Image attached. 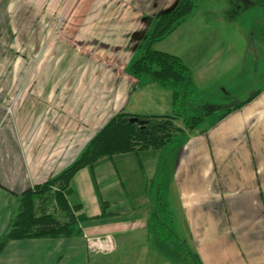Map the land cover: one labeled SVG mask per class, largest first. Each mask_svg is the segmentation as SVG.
Listing matches in <instances>:
<instances>
[{
  "label": "crops",
  "instance_id": "obj_1",
  "mask_svg": "<svg viewBox=\"0 0 264 264\" xmlns=\"http://www.w3.org/2000/svg\"><path fill=\"white\" fill-rule=\"evenodd\" d=\"M179 1L0 0V241L19 197L72 166L114 115L171 113L173 92L152 82L134 89L128 70L157 18ZM197 16L153 49L180 58L194 86L210 82L214 72L235 70L221 88L246 85L248 91L212 105L223 113L175 148L106 157L79 170L69 202L81 206L82 235L9 241L0 264H119L107 257L121 247L128 263L146 264L154 244L163 264H180L179 243L153 233L163 202L186 264H264V30L259 38L251 30L259 16L247 28L229 15ZM60 17L52 35L63 45L57 59L48 44L36 66L51 22ZM43 20L48 27H40ZM67 35L78 44L70 51ZM25 49L31 60L20 77L19 60L7 63L3 54ZM157 175L158 200L150 193ZM85 196L93 198L91 207ZM104 236L112 252H91L89 239Z\"/></svg>",
  "mask_w": 264,
  "mask_h": 264
},
{
  "label": "trees",
  "instance_id": "obj_2",
  "mask_svg": "<svg viewBox=\"0 0 264 264\" xmlns=\"http://www.w3.org/2000/svg\"><path fill=\"white\" fill-rule=\"evenodd\" d=\"M198 0H180L177 7L160 15L147 34L142 55L131 66L137 76H147L152 83L173 92L175 111L181 114L186 104L197 99V90L191 81L189 68L183 61L168 53L153 49V45L166 39L197 11ZM146 122V127L129 122L128 115H116L85 148L78 160L61 174L48 182L24 192L19 198L17 215L9 230L0 241V251L12 240L27 238H70L81 236V219L76 216L80 205L69 202L71 182L75 174L86 167H93L106 157L137 152L144 149H163L173 129L171 118L163 116L137 117ZM163 118H166L163 120ZM158 119H162L160 122ZM173 119H178L176 116ZM201 117L187 120L189 128L195 129ZM160 198V191L157 190ZM42 205V208L40 209ZM47 205L46 207H44ZM153 233L160 240L182 243L172 226L166 203H161L154 214Z\"/></svg>",
  "mask_w": 264,
  "mask_h": 264
},
{
  "label": "rangeland",
  "instance_id": "obj_3",
  "mask_svg": "<svg viewBox=\"0 0 264 264\" xmlns=\"http://www.w3.org/2000/svg\"><path fill=\"white\" fill-rule=\"evenodd\" d=\"M68 7H70V6H68ZM207 13H213V15H218V16H222V15L232 16L234 21L237 20V24H234V25L238 26L239 28H241V26L244 28L249 27L248 24L251 22V20L253 18H255V16H259L260 17L259 22H253V24H252L253 26L251 27V30H252V32L256 38H259L258 37L259 32L264 30V0H198V6H197L196 14L199 16H197V19L199 20L200 16L207 15ZM40 22H41L40 27H43V26L48 27V26L44 25V23H47V20H43ZM40 22H38L37 24L39 25ZM62 23H63L62 17L57 18L56 20H53L51 22V28H52L51 33L52 34L47 39L45 45L42 46V50L37 54L36 60H35L36 66L43 63L41 57H42L43 53L45 52L48 44L52 45V51H53L52 52V55H53L52 61L57 59V57L55 58L54 54H56L57 51L60 49V46H63V45L60 42L61 41L60 36L57 38L56 37L54 38L52 35H54L55 32L59 33L58 30H59ZM70 23H72V22H68V24H70ZM38 25H37V28H38ZM70 28L71 27H68V29H70ZM1 39L4 40V38H1ZM248 40L250 41V39H248ZM248 40L245 39L244 41L246 42ZM50 41H51V43H50ZM66 41L68 42L67 47H69V49H68L69 51H70V47H73V46L76 47V45H78L77 43L75 44L76 39L73 36L67 35ZM5 54L7 56L5 62L10 63V62H12L13 58L16 60L18 59L19 64H21L23 67L25 65H28L27 63H29L31 60L30 57L28 56V52L26 49L24 52H20L17 54L4 53L3 55H5ZM141 55H142V53H140L139 55H137L136 58H134L133 62L131 63V65L129 67V70H128L130 76L135 79V85L133 87L134 89L138 88L141 85H145L148 82H150V80L147 76H137L131 70L132 64L134 62H136L140 58ZM40 59H41V62H40ZM53 66H55V64ZM25 67L21 68L20 77L23 76L24 74L26 76L27 69ZM55 68H56V66H55ZM32 71H33V68L31 69V72ZM224 71L225 70H221V72L220 71L214 72L213 79H211L210 82L208 80V81H206L207 83L201 84L202 86H195L196 90H197V94H198L197 99H193L192 101L187 103L186 107L184 108V112H182L181 114H179L178 112L175 111V106L173 105V110L168 115H135V114L126 113L124 111H121V112L117 113L116 115L126 114V115H128V119H131L133 117H150V116H163V117L171 118L170 121H173L174 127L169 132L168 143H167L166 147H168V148L174 147L175 148L176 146L181 145V143L184 142L190 135L195 134L199 131H203L208 125H210L214 120H216L221 113H223V110L218 111L217 113L213 112L214 107L212 105H214V104L218 105V106H220L221 104L227 105L230 102H232L233 99L237 98V96H240L241 94H244L248 91L249 86H246V85H244V86L239 85V86H237V88H235V86H233L230 89L221 88V86H220L221 83H223L224 81H226L227 79H229L231 77L235 78L236 75L240 72V71L235 72V70H232L231 73H230V71L225 73ZM75 72H76V70H75ZM75 72H72V73L76 74ZM53 74H54V71H53ZM22 88H23V86H21V89ZM208 111H210V112H208ZM211 113H212V115H211ZM116 115H114L107 122L106 125H108V123ZM175 116L178 119H173ZM193 117L203 118V120L197 124V127L195 129L189 128L187 125V120H190V118H193ZM165 119L166 118H163V120H165ZM158 120L160 122H162V119H158ZM106 125L104 126V128L106 127ZM101 131H99V132H101ZM163 152H165V155H168V152H170V150H167V151L165 150ZM159 178H160V175H157L156 179L152 183V188L150 189V193L157 200H158V197L156 196L158 193L157 190H158V187L161 186V179H159ZM80 187L84 188L83 182H80ZM84 199H85V203L87 204V207H91L90 203H91V200H93V198L85 196ZM141 199H143V197H141ZM70 201L74 202V199L72 196L70 197ZM158 204H159V202H158ZM46 206L47 205H45L44 207H46ZM41 208H42V205H41L40 209ZM150 247L152 248V249H150V252L148 255L150 260H148L146 264H163L162 256H160L156 252V250L159 249V246L154 244ZM168 251H170V249H168ZM107 254H110V253L100 254V255L104 256ZM181 256H182L183 260H181L180 264H186V255H185L184 251L181 254ZM107 258H111L119 264H131V263H128L126 260V252H125V248H123V247H121L117 253H115L114 255L107 257ZM191 263L194 264L193 262H191ZM133 264H136V263L133 262ZM137 264H142V263H137Z\"/></svg>",
  "mask_w": 264,
  "mask_h": 264
},
{
  "label": "built area",
  "instance_id": "obj_4",
  "mask_svg": "<svg viewBox=\"0 0 264 264\" xmlns=\"http://www.w3.org/2000/svg\"><path fill=\"white\" fill-rule=\"evenodd\" d=\"M89 250L95 254L111 253L113 250L111 238L104 236L89 239Z\"/></svg>",
  "mask_w": 264,
  "mask_h": 264
},
{
  "label": "water",
  "instance_id": "obj_5",
  "mask_svg": "<svg viewBox=\"0 0 264 264\" xmlns=\"http://www.w3.org/2000/svg\"><path fill=\"white\" fill-rule=\"evenodd\" d=\"M130 123L132 124H138L142 129L145 128L146 126V122L145 121H142L140 120L139 118L137 117H133L129 120Z\"/></svg>",
  "mask_w": 264,
  "mask_h": 264
}]
</instances>
